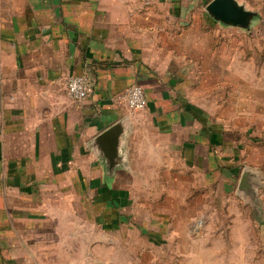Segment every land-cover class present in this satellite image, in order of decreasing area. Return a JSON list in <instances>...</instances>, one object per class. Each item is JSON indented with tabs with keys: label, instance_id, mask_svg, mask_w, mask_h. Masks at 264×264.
<instances>
[{
	"label": "crops",
	"instance_id": "0c3cea01",
	"mask_svg": "<svg viewBox=\"0 0 264 264\" xmlns=\"http://www.w3.org/2000/svg\"><path fill=\"white\" fill-rule=\"evenodd\" d=\"M210 2L0 0V264H108L93 251L114 246L156 258L162 232L173 230L186 264H264V234L259 253L253 246L254 221L264 232V192L258 210L245 200L241 222H230L234 208L223 210L214 254L201 250L211 244L203 233L192 236L198 210L180 208L171 222L166 208L158 223L129 192L162 181L157 172L172 181L185 170L204 188L219 184L222 198L239 195L232 186L246 138L218 117L221 96L205 91L220 82H206L205 66L226 26L206 11ZM74 75L92 84L81 102L65 90ZM133 84L146 97L139 112L123 99ZM117 122L126 131L113 162L94 140Z\"/></svg>",
	"mask_w": 264,
	"mask_h": 264
},
{
	"label": "rangeland",
	"instance_id": "374dc122",
	"mask_svg": "<svg viewBox=\"0 0 264 264\" xmlns=\"http://www.w3.org/2000/svg\"><path fill=\"white\" fill-rule=\"evenodd\" d=\"M238 2L245 5L247 9L257 12V19L247 29L226 26L220 28L213 40L215 53L209 54L205 66L209 68L205 71L206 82L217 76L220 77V82L217 87L208 86L205 91L209 92L208 94L214 92L215 97L221 96L220 111H217L220 115L217 116L227 122L231 128H236L246 138L245 147L239 154V170L247 165L262 173L264 177V0H238ZM251 137L261 138L263 141H250ZM146 171L149 175L153 173V169L149 167ZM157 173L162 177L160 182H141L134 184V187L133 184L128 185L131 196L134 194L136 202L141 203V207L146 211L145 216H154L158 223H162L161 221L165 220L163 211L169 208L174 211L169 217L172 222V220L180 219V208L198 210L197 214L192 215L194 217L190 226L192 236L200 237L203 233L211 244L201 250L214 254L217 248L212 245L213 237L219 235L218 225L222 223V216H224L222 212L226 208H234L236 211H233L230 222H241L242 215L239 209L245 203L243 196L236 194L231 199L222 198L219 193L221 192L219 184L204 188L195 178L192 179L194 175L191 172L185 170L182 173H176L172 181L167 180V177L162 175L163 172ZM236 189L237 182L232 186L233 192H236ZM209 190L214 196L209 195ZM262 192H264V179H260V184L257 185L258 195L260 196ZM196 194H200L198 200L195 197ZM77 223L84 224L79 218ZM256 224L261 226L254 221L253 246L259 253L262 245L260 235L264 232L261 228L255 230ZM203 226L205 227L202 231ZM88 229L89 232H87L92 234L93 238L98 235L95 226ZM80 233L84 234L83 231L78 230L77 235L79 236ZM162 234V244L157 246L156 258H148V248L129 246L96 247L93 258H108V264H186L185 256H182V251L174 241V237L178 234L176 235L174 230L173 237H168L172 236L171 233L166 235V232H162ZM78 242L83 244L85 239L79 238ZM171 243L173 246L169 245ZM87 244L88 237L85 246ZM83 249L80 248L81 251H84ZM208 254L205 253V256L208 257ZM209 259L199 258L202 262H207L206 264H209Z\"/></svg>",
	"mask_w": 264,
	"mask_h": 264
},
{
	"label": "water",
	"instance_id": "95a60500",
	"mask_svg": "<svg viewBox=\"0 0 264 264\" xmlns=\"http://www.w3.org/2000/svg\"><path fill=\"white\" fill-rule=\"evenodd\" d=\"M206 11L223 25L241 28H248L257 15V12L247 10L244 5L239 4L236 0H211L206 6ZM125 131V123L117 122L95 138L96 145L101 147L107 160L117 162L116 160L121 159L120 148ZM114 167L112 164L108 165L110 171H113ZM258 184H260L259 172L245 167L239 178L236 192L243 196L247 202H252L254 210L261 208L257 193Z\"/></svg>",
	"mask_w": 264,
	"mask_h": 264
},
{
	"label": "built area",
	"instance_id": "2783aa9c",
	"mask_svg": "<svg viewBox=\"0 0 264 264\" xmlns=\"http://www.w3.org/2000/svg\"><path fill=\"white\" fill-rule=\"evenodd\" d=\"M65 90L73 102H81L93 92L92 84L84 75L70 76L66 81ZM123 99L127 108L132 112H139L145 108L146 97L142 87L137 84L126 88Z\"/></svg>",
	"mask_w": 264,
	"mask_h": 264
}]
</instances>
